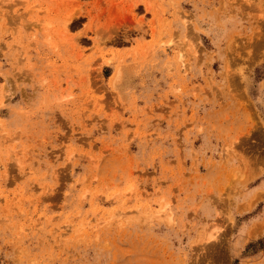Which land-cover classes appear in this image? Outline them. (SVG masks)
<instances>
[{
	"label": "rangeland",
	"instance_id": "rangeland-1",
	"mask_svg": "<svg viewBox=\"0 0 264 264\" xmlns=\"http://www.w3.org/2000/svg\"><path fill=\"white\" fill-rule=\"evenodd\" d=\"M0 264H264V0H0Z\"/></svg>",
	"mask_w": 264,
	"mask_h": 264
}]
</instances>
